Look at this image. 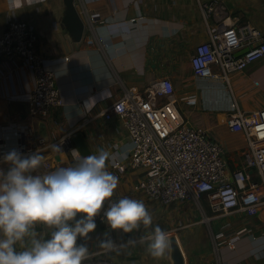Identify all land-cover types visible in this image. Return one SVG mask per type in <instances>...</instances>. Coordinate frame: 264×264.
<instances>
[{"label": "crops", "instance_id": "1", "mask_svg": "<svg viewBox=\"0 0 264 264\" xmlns=\"http://www.w3.org/2000/svg\"><path fill=\"white\" fill-rule=\"evenodd\" d=\"M74 3L85 21L80 38L66 23L65 0H0V37L12 19L30 23L39 36L38 51L55 72L64 100L62 107L47 116L34 115L28 99L35 84L33 72L21 58L1 60L0 154L13 148H22L28 154L39 152L44 157L40 167L44 174L74 165L72 150L81 153L67 142L81 134L89 155L98 154L101 148L111 153L107 170L119 178L113 200L125 196L143 200L153 215V224L166 229L169 238L175 236L186 264H212L218 259L222 264H264V204L252 211L214 214L205 197L169 205L152 200L135 190L142 176L139 170L122 171L115 166L117 160L128 157L131 141L122 121L117 117L105 119L106 111L127 89L141 90L168 79L186 122L207 131L223 146L229 176L244 168L248 141L243 133L230 129L228 119L234 113V103L247 114L264 109V58L231 74L226 81L195 74L191 57L221 23H250L264 35V0ZM137 16L144 19L131 24L129 20ZM58 154L62 161L56 160ZM7 167L0 162V169L6 171ZM248 173L258 180L256 172ZM105 230L106 225L99 220L93 240ZM37 231L44 229L39 227ZM144 231L141 228L133 236ZM229 241H234V248L227 246ZM91 252L85 264H172L171 246L161 260L153 259L146 246L138 244L108 252L100 249L97 241Z\"/></svg>", "mask_w": 264, "mask_h": 264}, {"label": "built area", "instance_id": "2", "mask_svg": "<svg viewBox=\"0 0 264 264\" xmlns=\"http://www.w3.org/2000/svg\"><path fill=\"white\" fill-rule=\"evenodd\" d=\"M142 19L143 16H137L129 22L134 24ZM38 43V33L30 23L12 19L0 37V61L23 59L35 76L28 98L32 112L47 116L62 107L64 100L56 74L38 51ZM243 49L248 51L237 56L236 52ZM263 58L264 35L260 29L250 23H221L209 41L196 47L191 63L197 75L228 81L231 74ZM233 109L228 126L243 133L248 146L244 168L229 176L223 146L207 131L186 122L177 108L170 80L163 79L141 90L129 88L105 113L106 120L117 117L124 123L131 141L128 157L117 160L115 166L122 171L139 170L142 176L135 190L164 205L205 197L214 214L252 211L264 204V145H260L264 144V109L247 114L239 110L237 103ZM16 149L28 154L22 148ZM249 170L257 173L258 180L250 178ZM40 171L41 168L37 170L41 174ZM227 246L234 248V241ZM212 264L222 262L218 259Z\"/></svg>", "mask_w": 264, "mask_h": 264}, {"label": "clouds", "instance_id": "3", "mask_svg": "<svg viewBox=\"0 0 264 264\" xmlns=\"http://www.w3.org/2000/svg\"><path fill=\"white\" fill-rule=\"evenodd\" d=\"M72 157L73 166L44 174L37 172L44 160L39 152L13 148L0 157L8 166L0 169V264H85L97 241L108 252L138 244L153 259L165 258L169 233L153 224L145 202L127 196L113 200L119 178L107 170L111 153L101 148L81 156L73 149ZM97 217L106 230L94 241ZM141 228L145 231L133 236Z\"/></svg>", "mask_w": 264, "mask_h": 264}, {"label": "water", "instance_id": "4", "mask_svg": "<svg viewBox=\"0 0 264 264\" xmlns=\"http://www.w3.org/2000/svg\"><path fill=\"white\" fill-rule=\"evenodd\" d=\"M67 6V16H66V23L69 25L71 31L75 33V35L80 38L83 34L85 29V21L79 15L74 0H65ZM248 50L244 49L238 56L245 54ZM45 128V126H44ZM43 128V129H44ZM67 143H73V145L80 151L82 156H88L90 151L87 147V143L83 135L77 134L73 136L71 139L68 140ZM57 161H62V156L58 154L56 156ZM99 217H97L96 222L98 223ZM171 240V252H170V259L172 264H186L185 255L181 250V247L175 238V236L170 237Z\"/></svg>", "mask_w": 264, "mask_h": 264}]
</instances>
